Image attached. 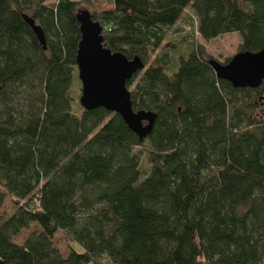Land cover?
Listing matches in <instances>:
<instances>
[{
    "label": "trees",
    "instance_id": "1",
    "mask_svg": "<svg viewBox=\"0 0 264 264\" xmlns=\"http://www.w3.org/2000/svg\"><path fill=\"white\" fill-rule=\"evenodd\" d=\"M110 1L89 13L143 62L126 85L156 114L144 138L80 92L74 107L76 0H0V264H264V79L233 86L194 35L166 41L189 6L204 40L237 32L257 51L264 0ZM57 230L75 244L64 253Z\"/></svg>",
    "mask_w": 264,
    "mask_h": 264
},
{
    "label": "water",
    "instance_id": "2",
    "mask_svg": "<svg viewBox=\"0 0 264 264\" xmlns=\"http://www.w3.org/2000/svg\"><path fill=\"white\" fill-rule=\"evenodd\" d=\"M80 39L76 50L77 77L80 80V104L87 109L102 106L118 113L139 138L152 129L156 114L152 110L131 105L127 80L143 67L138 56L127 58L121 51L111 50L103 43L102 26L86 9L76 13ZM43 47L44 34L32 17L23 14ZM216 76L236 87H257L264 79V46L257 51L240 50L225 63L209 59Z\"/></svg>",
    "mask_w": 264,
    "mask_h": 264
},
{
    "label": "rangeland",
    "instance_id": "3",
    "mask_svg": "<svg viewBox=\"0 0 264 264\" xmlns=\"http://www.w3.org/2000/svg\"><path fill=\"white\" fill-rule=\"evenodd\" d=\"M48 2H53L55 0H46ZM79 3L78 10L86 9L89 12H99L100 10L109 8L111 6L110 0H76ZM195 17L192 13V9L188 6L185 8L181 18L177 21L176 25L166 29V41L174 42L173 47H178L181 42L180 39H183L182 42L190 41L191 36L194 35L195 40L204 45V48L208 55L211 58L216 59L217 61L223 62L226 58H230L233 54L239 51L238 46L240 44L241 38L237 32H229L221 34L217 37L204 40L201 38L194 29ZM188 38L184 36L186 33ZM185 39V40H184ZM171 48V46H167ZM77 75V72H76ZM75 76L73 79L71 87V95L73 97L74 107L77 108L78 95L80 92L81 83L80 80ZM130 90V89H129ZM141 167L146 172L149 169V162L145 159L144 155L141 159ZM12 209V203L8 196H6L5 201L2 206H0V213L10 212ZM39 227L36 224H31L29 228L22 229L19 234L14 237V240L17 243H21L25 236L32 230H38ZM53 242L59 250L64 253L68 249V244L75 245L71 242L68 236L61 230H57L53 236Z\"/></svg>",
    "mask_w": 264,
    "mask_h": 264
}]
</instances>
